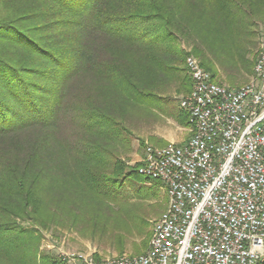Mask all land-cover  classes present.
Returning <instances> with one entry per match:
<instances>
[{"label":"trees","instance_id":"1","mask_svg":"<svg viewBox=\"0 0 264 264\" xmlns=\"http://www.w3.org/2000/svg\"><path fill=\"white\" fill-rule=\"evenodd\" d=\"M262 34L264 0H0V264H64L41 230L157 184L126 164L128 123L190 92L188 54L218 84L253 74Z\"/></svg>","mask_w":264,"mask_h":264},{"label":"built area","instance_id":"2","mask_svg":"<svg viewBox=\"0 0 264 264\" xmlns=\"http://www.w3.org/2000/svg\"><path fill=\"white\" fill-rule=\"evenodd\" d=\"M190 92L180 99L189 139L146 147L137 173L157 181L167 207L148 249L96 263L59 255L64 264H258L264 261V40L251 79L229 89L193 57L184 60Z\"/></svg>","mask_w":264,"mask_h":264},{"label":"rangeland","instance_id":"3","mask_svg":"<svg viewBox=\"0 0 264 264\" xmlns=\"http://www.w3.org/2000/svg\"><path fill=\"white\" fill-rule=\"evenodd\" d=\"M263 40L264 34L259 35L256 40L254 64ZM189 56L196 59L190 54L185 58ZM216 68L219 72V84L229 89L245 85L252 76L241 69L225 70L220 65ZM228 77L234 81L232 84L227 81ZM184 96L186 94H173L162 99L155 103L153 114H137L128 123L131 141L123 157L129 167L139 165L146 147L162 148L169 143L180 146L189 139V126L185 120L182 122L177 119L179 113L186 116L179 105L180 99ZM144 191L148 195L137 198V193ZM119 193L120 198L126 197L125 204L121 203L123 206L121 210H118L120 206H115L111 211L103 210L99 215L95 214V217L81 215V220L74 225H55L48 230H41L39 251L56 261L60 260L61 253L90 255L96 263L110 258L134 257L144 253L149 246L153 224L167 207L165 191L158 182L155 184L125 181L124 188Z\"/></svg>","mask_w":264,"mask_h":264}]
</instances>
